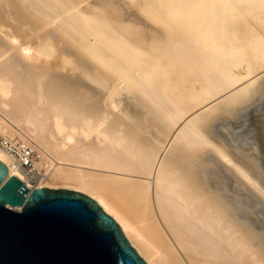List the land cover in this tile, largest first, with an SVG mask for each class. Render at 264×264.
<instances>
[{
	"label": "bare ground",
	"instance_id": "bare-ground-1",
	"mask_svg": "<svg viewBox=\"0 0 264 264\" xmlns=\"http://www.w3.org/2000/svg\"><path fill=\"white\" fill-rule=\"evenodd\" d=\"M0 132L150 264H264V0H0Z\"/></svg>",
	"mask_w": 264,
	"mask_h": 264
},
{
	"label": "water",
	"instance_id": "water-1",
	"mask_svg": "<svg viewBox=\"0 0 264 264\" xmlns=\"http://www.w3.org/2000/svg\"><path fill=\"white\" fill-rule=\"evenodd\" d=\"M5 170L11 183L0 192V264H148L91 195L30 188L0 160Z\"/></svg>",
	"mask_w": 264,
	"mask_h": 264
},
{
	"label": "built area",
	"instance_id": "built-area-1",
	"mask_svg": "<svg viewBox=\"0 0 264 264\" xmlns=\"http://www.w3.org/2000/svg\"><path fill=\"white\" fill-rule=\"evenodd\" d=\"M0 146L5 149L19 165L21 170L35 187L48 176L47 164L36 146L21 138H9L0 132Z\"/></svg>",
	"mask_w": 264,
	"mask_h": 264
},
{
	"label": "snow or ice",
	"instance_id": "snow-or-ice-1",
	"mask_svg": "<svg viewBox=\"0 0 264 264\" xmlns=\"http://www.w3.org/2000/svg\"><path fill=\"white\" fill-rule=\"evenodd\" d=\"M7 176H8V170H5V171H3L2 174H0V184H3V189H0V192H2L4 189H7L8 185L11 183L10 180L8 181V183H4L5 177H7Z\"/></svg>",
	"mask_w": 264,
	"mask_h": 264
},
{
	"label": "rangeland",
	"instance_id": "rangeland-1",
	"mask_svg": "<svg viewBox=\"0 0 264 264\" xmlns=\"http://www.w3.org/2000/svg\"><path fill=\"white\" fill-rule=\"evenodd\" d=\"M133 110V112L135 111V113H140V110H138L137 109V111H136V109H132ZM59 187H65V186H59ZM56 188H58V187H56ZM66 188H69V187H66ZM73 189V188H72ZM132 245H133V243H132ZM134 246V245H133ZM136 249H137V247L136 246H134ZM138 250V249H137ZM139 252V251H138ZM140 253V252H139ZM140 255L148 262V260L145 258L146 256H143L141 253H140ZM148 264H150L149 262H148Z\"/></svg>",
	"mask_w": 264,
	"mask_h": 264
}]
</instances>
